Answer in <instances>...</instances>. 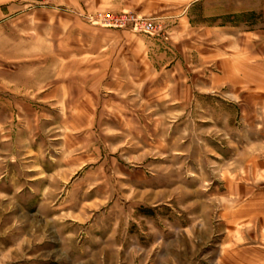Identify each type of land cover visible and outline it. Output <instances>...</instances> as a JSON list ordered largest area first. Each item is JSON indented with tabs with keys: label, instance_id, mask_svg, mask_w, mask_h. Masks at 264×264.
Instances as JSON below:
<instances>
[{
	"label": "rangeland",
	"instance_id": "1",
	"mask_svg": "<svg viewBox=\"0 0 264 264\" xmlns=\"http://www.w3.org/2000/svg\"><path fill=\"white\" fill-rule=\"evenodd\" d=\"M194 1L0 0V264H264V0Z\"/></svg>",
	"mask_w": 264,
	"mask_h": 264
},
{
	"label": "built area",
	"instance_id": "2",
	"mask_svg": "<svg viewBox=\"0 0 264 264\" xmlns=\"http://www.w3.org/2000/svg\"><path fill=\"white\" fill-rule=\"evenodd\" d=\"M110 24H114L119 27L127 26L132 24L135 29H140L148 34H153L155 31V26L152 21L141 19L139 16L135 15H122L116 18L108 20Z\"/></svg>",
	"mask_w": 264,
	"mask_h": 264
},
{
	"label": "crops",
	"instance_id": "3",
	"mask_svg": "<svg viewBox=\"0 0 264 264\" xmlns=\"http://www.w3.org/2000/svg\"><path fill=\"white\" fill-rule=\"evenodd\" d=\"M200 0H195L194 2H193V4H195V3H197V2H199ZM190 7V6H189ZM188 8V7H187Z\"/></svg>",
	"mask_w": 264,
	"mask_h": 264
}]
</instances>
